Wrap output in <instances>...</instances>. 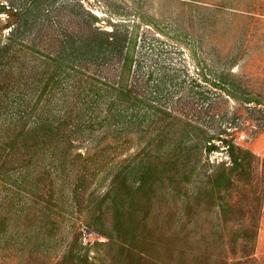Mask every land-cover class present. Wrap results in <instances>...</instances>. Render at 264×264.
Segmentation results:
<instances>
[{
  "label": "trees",
  "instance_id": "1",
  "mask_svg": "<svg viewBox=\"0 0 264 264\" xmlns=\"http://www.w3.org/2000/svg\"><path fill=\"white\" fill-rule=\"evenodd\" d=\"M244 1L136 0L129 14L133 19L110 18V30L98 26L97 15L78 0H30L23 10L8 9L9 25L13 22L15 26L5 48L13 44L16 52L24 48L13 39L24 25L32 24L49 33L48 45L53 52L44 56V66L28 69L26 65L34 58L21 62V68L32 73L28 85L17 67L19 56L6 58L9 52L0 55V264H45L51 251L57 253L48 264H209L202 257L188 256L182 249L187 242L180 239L176 243L172 240L175 234L164 247L159 246L161 201L175 187L185 188L197 200L204 196L214 201L229 185L233 172H242L249 153L225 139L218 140L224 143L230 166L219 164L214 174L200 181L205 166L202 154L218 147L199 126L173 116L169 108L157 107L167 96V82L176 76L164 71L154 77L155 81L150 77L144 90L130 79L139 29L172 34L184 44L182 49L188 50L183 33L192 40L194 35L189 33L207 29L228 36L235 31L231 23L213 30L209 24L222 17L243 21L251 13L258 16L254 10L244 9ZM145 2L162 4L171 10L170 16L158 21L156 15L142 14ZM46 7H53V11ZM50 13L59 18L57 24H50ZM244 35L239 32L226 52L229 60H241L242 66ZM202 44L199 40L193 46ZM82 58L113 64L112 80L77 70L74 65ZM196 70L205 83L209 82L199 62ZM218 73L210 83L224 97L244 103L257 100H250L241 91L242 84L233 79L232 68ZM238 91L240 98L234 95ZM86 138L92 144L82 152L74 143ZM131 147V155L120 159ZM23 185L36 191L49 187L48 198L42 195L30 206L32 215L23 216L25 207L19 199ZM222 205L216 214L227 208ZM65 208L68 220V208H74L78 221L101 237L92 245L102 249L97 257L81 253L76 238L67 241L66 236H57ZM211 234L214 240L215 229ZM232 235L239 236L240 230ZM247 235L248 230L242 228V236ZM246 249L247 244H243ZM236 260L240 264V258ZM210 264L232 261L223 256Z\"/></svg>",
  "mask_w": 264,
  "mask_h": 264
},
{
  "label": "rangeland",
  "instance_id": "2",
  "mask_svg": "<svg viewBox=\"0 0 264 264\" xmlns=\"http://www.w3.org/2000/svg\"><path fill=\"white\" fill-rule=\"evenodd\" d=\"M29 1L0 0V55L9 52L6 58L19 56L17 67L24 66L21 63L24 59L34 58L32 64L26 65L28 69L29 66H44L41 61L51 51L48 45L51 42L49 33L41 32L39 26L26 24L13 39L14 43L22 44L24 48L16 52L13 48L15 44L12 48L5 47L8 44L7 38L15 26L13 22L9 25L8 9L23 10ZM78 1L86 10L97 15L98 26L110 30V18L114 20L133 19L129 14L134 9L136 0ZM242 6L248 12L254 10L258 16L251 13L243 21L222 17L214 19L216 21L212 25L209 24L213 30L231 23L235 31L232 34L229 33L228 36L219 32L213 34L207 29L205 32L189 33V35H194L195 41L190 37L185 38L183 33L181 38L186 42L188 50L182 49L184 44L175 40L172 34L156 35L150 30L139 29L135 48L136 64L133 77L130 79L132 83L139 85V90H144L150 77H153L152 81H155L156 76L164 71L176 76L173 81L167 82V96L159 102L157 107L169 108L173 116L199 126L207 133L206 138L218 147L212 152L202 154L205 166L201 170L200 181L214 174L219 169V164L230 166V158L226 151H223L224 143L218 140L225 139L249 153L248 163L243 167L242 172L237 170L233 172L229 185L217 193L214 201H209L204 196L197 200L188 195L190 192L185 188L178 187L166 194L164 200L161 201L159 246L164 247L168 243V238L175 234L176 238L172 239L173 241L177 243L181 239L187 242V247H182V249L187 250L188 256L202 257L209 264L217 257L223 256L228 261H232V264H238L237 257L240 258V264H264V0H256V2L245 0ZM46 8L50 12L53 11V7ZM143 12L156 15L158 21H161L170 16L171 10L157 2L154 4L145 2L142 5V14ZM65 14L68 15L69 10ZM47 17L50 18L51 25L52 23L57 24L59 18L55 16V13H50ZM41 18L42 16L39 15V19ZM42 23L49 24L47 20H43ZM164 26L165 23L160 24L161 28H165ZM195 27L189 30L193 31ZM236 31H238L237 34ZM164 32L167 31L164 29ZM239 32L245 33L242 48L245 54L243 66L241 60L234 58L229 60L226 53L234 45ZM199 40L203 44L195 48L193 44ZM32 49L38 53L33 52ZM26 52L28 54L22 56ZM30 52L33 53L29 54ZM198 62L204 67L205 77L209 82L205 83L198 74L196 70ZM21 66L19 70L23 73V81L28 85L31 81L29 76L32 73L26 72ZM74 66L86 74H96L98 77L110 80H112L115 67L111 63L101 64L99 61L86 58H82L81 61L77 60ZM13 67L16 68V66ZM224 68L227 70L232 68L235 71L237 78L233 79L242 84L241 91L245 92L247 98L259 101H248L247 103L235 101L224 97L218 89L211 86L210 81H214L218 72ZM241 91L234 95L240 98ZM150 99H154V95L150 96ZM194 132L197 136H202L195 130ZM88 139L90 138L81 142L75 141L74 144L83 152L92 144ZM133 150L134 147H131L127 153L121 154L120 159L131 155ZM103 186L98 190H102ZM48 188L45 185L41 190L36 191L29 185L22 186L19 199L25 207L23 216L32 215L34 210L30 209V206L33 202L41 200L42 195L48 198L49 194L46 191ZM94 188L95 183L90 189ZM221 204L227 208L224 212L220 211L216 214ZM73 209L68 208L70 213V220H68L65 208L61 215L65 220L62 227L58 229L57 236H66L67 241L76 238L81 246V253L97 257L98 251L101 252L102 249L92 247V245L101 241V237L83 225V221H78L77 215L73 214ZM242 228L248 230L247 236H242ZM214 229L217 232L214 237L216 242L211 234ZM237 229L240 230V235L234 237L232 234ZM217 242L220 243L219 247H215ZM243 244H247L246 251L243 250ZM56 253V251H51V258L45 260V264L53 262ZM163 259H166V256Z\"/></svg>",
  "mask_w": 264,
  "mask_h": 264
}]
</instances>
